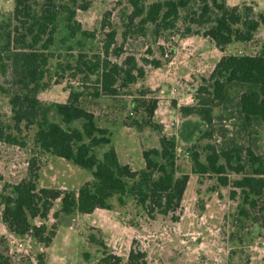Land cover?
Wrapping results in <instances>:
<instances>
[{"label":"rangeland","instance_id":"374dc122","mask_svg":"<svg viewBox=\"0 0 264 264\" xmlns=\"http://www.w3.org/2000/svg\"><path fill=\"white\" fill-rule=\"evenodd\" d=\"M144 1L151 4L159 0ZM254 1L259 4L258 10L249 1L237 6L251 9L256 17L264 13V0ZM13 7V0H0V24L10 17ZM198 7V0H191L187 8L181 9L173 30L154 36L153 27L148 25L143 36L132 35L124 41L123 22L131 11L127 0H91L86 11H77L75 21L82 31L91 34L90 37L78 33L70 38L65 16L60 15L54 42L48 50L45 87L37 94L43 103L60 104L66 102L70 88L82 92L81 106L93 113L97 127L108 130L110 145L115 149L119 164H129L133 171L144 169L142 151L159 150L161 135L174 138L176 171L178 175L189 177L175 214L178 219L156 216L151 220L128 196L123 198L122 206L116 196L111 198L109 211L97 209L90 215L58 214L55 218L59 210L56 201L45 221H30L36 226L44 224L48 231L55 232L47 247L31 237L10 233L2 222L0 206V255L10 264H39V256L42 264H97L103 252L118 256L122 264H127L132 242L137 244L136 250L145 253V264H264V198L249 196L244 199L233 185L242 174L227 170L226 186L220 184L216 175L193 174L192 147L200 152L203 161L206 154L203 146L210 143L218 147L219 133L215 130L210 141L199 140L200 121L195 116L182 118L179 113L180 107L193 104L195 91L207 80L221 57L264 53V28L258 29L252 41L233 43L219 52L201 35L182 37L185 16ZM103 20L109 24L108 29L116 32L117 46H123V54L118 59L110 56L111 62L120 63L126 56H133L144 74L134 84L119 88L113 97L93 98L90 95L95 78L86 80L82 75L73 78V72L65 66L74 65L79 53L89 57L101 54L105 34L101 30ZM192 30L197 28L192 27ZM0 85L8 88V79L1 74ZM154 100L157 105L149 120L146 110ZM0 115L4 125L17 138L14 145H0V195L10 194V188L26 177L32 163V169H37V188L77 191L83 184L92 182L89 171L42 153L33 140L34 128L21 124V131L17 132L9 98L1 92ZM214 115L223 116L220 125L226 139H233L244 147L252 145L255 153L261 151L264 125L257 124L252 131L243 130L237 114L230 119L226 111L215 109ZM48 119L64 127L54 110ZM131 124L136 126L128 127ZM80 126V121L70 125L78 129ZM107 148H95L96 157L101 159ZM131 184L128 183L129 187ZM100 243L106 249L100 247Z\"/></svg>","mask_w":264,"mask_h":264},{"label":"trees","instance_id":"16d2710c","mask_svg":"<svg viewBox=\"0 0 264 264\" xmlns=\"http://www.w3.org/2000/svg\"><path fill=\"white\" fill-rule=\"evenodd\" d=\"M13 3L10 17L0 24V74L8 79V88L0 85V92L9 98L14 129L20 133L21 124L34 128L33 140L42 153L89 171L92 182L83 184L77 191L37 188L38 174L36 168L32 169V163L26 177L10 188V194L0 195L1 219L6 229L48 247L55 236L53 229L48 231L44 224L36 226L30 221H45L54 202H59L55 218L58 214L90 215L97 209L109 211V200L115 196L121 206L125 196L131 197L151 220L156 216H170L176 221L175 214L189 177L178 175L176 171L174 138L161 135L159 150L142 151L144 169L133 171L128 165L119 164L110 145L108 130L97 127L93 113L81 106L82 92L70 88L66 102L60 104H46L37 98L38 91L45 87L43 80L48 73L50 58L48 50L54 42L58 17L65 16V28L70 38L78 33L90 37L91 34L81 30L75 18L77 11L84 12L89 8L91 0H13ZM145 3L144 0H127L131 11L123 22V41L132 35L143 36L148 25L153 27L154 36L175 29L179 11L187 8L191 0ZM198 3V10L185 16L182 37L201 35L219 52L233 43L252 41L258 29L264 28V13L254 17L251 9L228 6L226 0H198ZM108 25L104 20L101 23L105 34L100 55L89 57L86 53H79L74 65L65 66L73 72V78L77 75L86 80L92 76L95 78L90 95L93 98L113 97L119 88L134 84L144 74L133 56H126L120 63L111 62L110 56L118 59L123 54V46H117L116 32L108 29ZM153 66L158 67L157 64ZM156 105L154 100L146 110L149 120ZM215 109L226 111L230 119L237 114L243 130L252 131L257 124L264 125V53L221 57L207 80L195 91L193 104L179 108L182 118L195 116L200 121L199 140L210 141L215 130L219 133L218 147L210 143L203 146L206 153L203 161L200 152L192 147V173L216 175L222 186L227 184V170L242 174L233 185L241 191L244 199L249 196L264 198V146L255 153L252 145L244 147L233 139H226L225 130L220 125L223 116H215ZM53 110L64 127L49 121L48 115ZM79 121L80 129L70 127ZM16 143V136L4 125L0 115V145ZM98 147H108L101 159L94 153ZM129 182L132 183L130 187ZM99 245L106 249L102 243ZM136 245L132 242L127 264H145V253L136 250ZM38 263H43L41 256ZM0 264L10 263L0 255ZM97 264H122V260L103 252Z\"/></svg>","mask_w":264,"mask_h":264},{"label":"crops","instance_id":"0c3cea01","mask_svg":"<svg viewBox=\"0 0 264 264\" xmlns=\"http://www.w3.org/2000/svg\"><path fill=\"white\" fill-rule=\"evenodd\" d=\"M252 2L253 3V5H254V9L255 10H258V6H259V4L256 2V1H252V0H226V2H227V5H230L231 7L232 6H237L238 4H241L242 2ZM115 150V149H114ZM117 156V155H116ZM54 157V156H53ZM56 158V157H55ZM117 160H118V158H117ZM127 165V164H126ZM128 166L130 167V165L128 164Z\"/></svg>","mask_w":264,"mask_h":264}]
</instances>
